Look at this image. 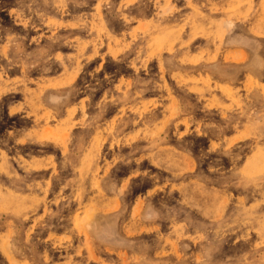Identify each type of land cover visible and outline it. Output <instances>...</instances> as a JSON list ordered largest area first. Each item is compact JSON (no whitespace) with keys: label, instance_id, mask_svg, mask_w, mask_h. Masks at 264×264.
<instances>
[{"label":"rangeland","instance_id":"obj_1","mask_svg":"<svg viewBox=\"0 0 264 264\" xmlns=\"http://www.w3.org/2000/svg\"><path fill=\"white\" fill-rule=\"evenodd\" d=\"M0 264H264V0H0Z\"/></svg>","mask_w":264,"mask_h":264}]
</instances>
